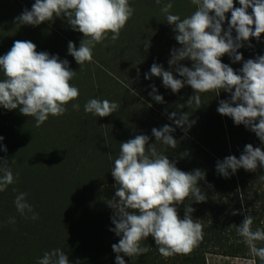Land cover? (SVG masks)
Masks as SVG:
<instances>
[{"label": "trees", "instance_id": "trees-1", "mask_svg": "<svg viewBox=\"0 0 264 264\" xmlns=\"http://www.w3.org/2000/svg\"><path fill=\"white\" fill-rule=\"evenodd\" d=\"M169 2L173 4L172 14L181 19L183 11L190 10L193 5L191 0H160L159 4L156 0H138L137 4L145 8L141 11V7H137L130 22L135 20L134 17L166 20L161 8ZM183 3L185 7H179ZM240 6L239 0H234V7ZM192 9L194 12L196 6ZM248 13H252L251 8ZM225 16L223 30L229 26L231 12ZM131 26L132 23L125 28ZM173 28L174 25H163L156 31L148 62L162 65L165 70L172 71L174 78L183 79L175 71L176 66L169 65L172 46L181 47ZM128 31L134 41L146 38L138 33V28ZM232 35L236 36L235 30ZM165 37L167 44L162 42ZM238 51L243 56L240 62L234 63L228 54L220 58L236 72L244 61L264 55V34L259 40L251 37ZM192 63L191 60L180 61V65L189 68ZM150 68L146 74L150 73ZM104 76L114 80L108 72ZM142 76L145 78V74ZM1 78L5 77L1 75ZM98 79L103 78L98 75ZM144 80L148 85L144 88L148 95L144 106L139 104L127 116L110 121L93 114L88 118L75 116L70 105L66 107L68 112L61 116L49 115L40 127H36L35 117L23 115L19 108L7 110L0 106V136L4 138L0 141V165L7 161L14 176V183L0 192V264H38L45 252L54 249L62 250L70 264H116L117 253L112 245L118 243L120 237L110 230L114 228L111 219L114 210L108 203L115 196L118 185L111 171L120 154V143L137 135H147L149 144H155L157 151L167 155L178 169L204 171L205 178L198 181V186L207 199L196 203L189 196L177 205L181 218L190 206L194 209L193 219H199L203 225V238L190 254L164 258L154 238L149 236L141 241L142 246L150 249L146 254L132 258L119 254L125 264H208L209 255L264 264L251 255L243 238L237 234V227L246 215L254 217L253 231L264 229V167L258 165L255 171L240 168L228 178L216 170L217 161L229 155L239 158L245 145L264 150V143L249 128L236 125L231 117L217 111L219 102L229 100L230 93L224 90L200 93L201 105L197 109L194 101L187 104L195 94L191 86L185 84L179 92L173 93L163 85L161 77ZM141 85L136 83L130 89L138 91L137 87ZM152 86H155L156 94L163 96V103L150 100L153 98L150 95ZM130 89L127 90L129 95ZM135 96L138 98L139 95ZM172 112L177 113V118L187 113L189 120L195 123L185 132L169 119ZM166 124L175 128L171 133L177 140L175 149L156 141L152 135L153 128L160 129ZM4 147L7 151H3ZM3 174L0 168V176ZM22 192L27 193L25 199L32 206V212L26 211L24 215L14 204L15 197ZM234 211L239 214L233 215ZM33 213L38 214L35 220L31 218ZM10 218L15 222L10 223ZM257 247H264V242H257Z\"/></svg>", "mask_w": 264, "mask_h": 264}, {"label": "clouds", "instance_id": "clouds-1", "mask_svg": "<svg viewBox=\"0 0 264 264\" xmlns=\"http://www.w3.org/2000/svg\"><path fill=\"white\" fill-rule=\"evenodd\" d=\"M191 2L196 10L183 19L172 14L171 2L161 8L167 23L174 25L175 39L181 45L172 49L169 65L176 66L175 71L183 79L174 78L172 71L156 63L151 65L145 78L161 77L163 85L173 93L179 92L185 84L191 86L195 94L187 104L194 101L197 109L201 105L200 93L217 90L230 93L229 100L219 102L217 111L231 117L236 125L243 124L249 128L264 143V55L244 61L239 72L220 59L228 54L234 63L242 61L243 56L238 49L251 37L259 40L264 34V0H239L240 7H234V0ZM156 3L159 4L160 0ZM249 8L252 9L251 14L248 13ZM228 12H231L229 26L223 30L222 24ZM133 13L128 0H35L31 10L24 9L16 21L21 25L38 26L51 21L54 16L65 17L74 31L83 34L78 49L73 42L68 43V53L82 66L92 60L93 48L105 40L108 33H112L113 41L119 38ZM144 46L147 50L148 42ZM36 49L31 41L17 40L0 57V69L5 77L0 80V106L7 110L19 108L23 115L35 117L36 127H40L49 115H63L67 111L66 105L76 100L80 93L77 87L70 84L76 72L70 69L69 62ZM184 60H191L192 67L180 65V61ZM130 91L136 94L134 90ZM156 92L155 86H152L150 95L157 103H163V96ZM72 107L79 110L80 106L73 104ZM118 108L116 102L97 98L88 100L84 105L86 113L98 117H107ZM169 119L185 132L195 123L189 120L187 113L177 118V113L172 112ZM174 131V127L166 124L160 129L153 128L152 135L156 141L175 149L177 140L171 135ZM3 139L0 136V141ZM149 139L147 135H137L120 143V154L111 171L118 185L115 196L108 203L114 210L111 218L114 228L110 230L120 237L119 242L112 245L117 253L116 264H125L120 253L131 258L146 254L150 249L142 246L141 241L149 236L154 238L164 258L190 254L203 238V225L191 215L194 209L187 206L181 218L177 205L189 196L196 203L206 201V194L198 186V181L205 178V172L178 169L167 155L157 151L155 144H149ZM3 151H7L6 147ZM7 164L5 161L0 165L4 172L0 176V192L14 183L13 173ZM258 165L264 167V150L248 144L239 158L229 155L217 161L216 170L228 178L240 168L255 171ZM26 196L27 193L22 192L14 200L21 215L26 211L32 212ZM232 214L239 213L234 211ZM31 218L37 219L38 214L33 213ZM253 221V216L246 215L237 227V234L243 238L251 255L264 262V247H257V242H264V229L253 231ZM9 222L14 223V218H10ZM38 264H70V261L62 250L54 249L45 252Z\"/></svg>", "mask_w": 264, "mask_h": 264}, {"label": "rangeland", "instance_id": "rangeland-1", "mask_svg": "<svg viewBox=\"0 0 264 264\" xmlns=\"http://www.w3.org/2000/svg\"><path fill=\"white\" fill-rule=\"evenodd\" d=\"M34 3L35 0H0V57L10 50L14 41L20 40L33 42L37 46V52H47L50 56L57 55L60 60H67L70 69L76 72L70 84L77 87L80 93L76 100L70 101L66 105V107L71 105V110L75 116L88 118L91 113L84 111V105L93 98L107 99L110 102H116L118 105L121 102L118 112L116 111L107 117H102L109 121L115 117L123 118L127 116L131 111L139 107V104H142V107L144 106L143 104L148 100L146 98L148 95L144 88L148 87V85L144 80L146 78L142 75L146 74L151 66L148 62V57L151 54L149 51L153 41L157 37L156 31L162 28L163 25H169L167 22H163L166 20L152 17V20L151 18L141 20L134 17L135 20L130 22L131 19H129L125 27L130 26L132 23L131 27H124L120 32L119 38L115 41L111 39L112 33H108L107 38L101 43H97L93 48L92 60L80 66L74 57L68 53V43L69 41L73 42L78 49L80 41L84 37L82 33L71 28L65 17L54 16L51 21H45L38 26L21 25L16 21V18L22 14L24 9L31 10ZM137 3L138 0H133L129 3V6L134 10L137 7H141L140 9L143 11L142 8L145 7ZM192 6L190 10L183 11V18L193 13ZM179 7H185V4H179ZM130 28L132 31L138 28V33L145 35L146 38L142 41L140 39L134 41L131 38L132 34L130 37V32L128 31ZM146 42L149 45L147 50H145L144 46ZM162 42L167 44L166 37ZM172 48L176 47L172 46ZM106 72L114 80L112 78L107 79L104 76ZM1 75L4 76L2 69H0V78ZM98 75H101L103 79L99 80ZM118 81L120 84L117 83ZM136 83L142 84V87H137L138 91L134 90L136 95H139L138 98L132 92L129 95L127 91L130 88L133 89L132 85L135 86ZM128 85H130V88ZM150 100L154 99L151 98ZM73 104H79V110H74ZM153 105L159 109L158 105ZM252 261L219 255H209L207 257L208 264H251Z\"/></svg>", "mask_w": 264, "mask_h": 264}]
</instances>
